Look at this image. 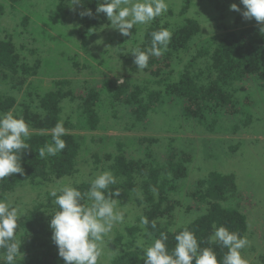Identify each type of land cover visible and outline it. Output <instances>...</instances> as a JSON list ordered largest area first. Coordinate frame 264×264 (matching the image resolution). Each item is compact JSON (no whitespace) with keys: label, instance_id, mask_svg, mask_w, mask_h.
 Instances as JSON below:
<instances>
[{"label":"trees","instance_id":"1","mask_svg":"<svg viewBox=\"0 0 264 264\" xmlns=\"http://www.w3.org/2000/svg\"><path fill=\"white\" fill-rule=\"evenodd\" d=\"M166 1L171 2L168 10L142 25L138 29L139 38L133 41L132 52L137 48L146 51L151 47L153 31L165 28L171 33L167 50L159 57L150 56L148 69L140 77L149 76L150 80L140 79V83H135L138 80L135 78L134 83L128 80L110 82L105 93L103 89L90 88L86 94H79L70 86V77H61L74 73L70 66L77 65L76 55L63 51L61 38L76 36L80 29L84 36L93 37L100 28L109 30L111 22L107 15L96 11L103 0H80L77 5H71L70 0L31 3V13L37 9L35 18L55 30L56 34L43 31L45 40H40L42 43L50 40L51 45L57 43L54 49L41 51L37 39L27 40V35L22 33L21 36L17 33L0 35V113L11 110L14 115L22 116L30 127V137L26 141L30 148L20 159L23 173L0 179V199L11 206H17L10 198L17 191L26 189L32 195L29 203L20 204L23 216L17 222L16 239L21 243L22 256L17 257L15 264H65L52 240L51 215L58 211V206L53 202L55 198L50 195L51 191L47 190L52 185L71 180V186L83 193L104 171H111L117 178V183L110 185L108 191L119 190L120 195L113 197L118 200V206L125 207L134 202L139 207L136 225L140 228L136 227V231L146 234L150 244L161 233H166V247L171 253L176 244L175 235L187 228L195 234L201 248L213 249L219 264L227 249L217 242H209L214 225L225 226L253 242L256 231L250 225L245 207L241 206L245 190L237 175L212 168L204 171L202 177L190 183L191 188L185 191L189 180L192 181L190 178L196 175L197 163L209 157H196L199 149L190 147L194 143H206L205 139L184 136L181 132L218 133L219 140L227 144L222 153L239 151L242 139L248 136L244 134L241 139L238 132L243 126V132L251 130L255 122L253 116L244 115L243 110L258 104L252 91L244 97V85L264 82V31L261 30L264 25L254 18L246 20L242 16L244 6L240 0ZM192 3L197 4L195 13L207 6L206 14L219 33L205 38L207 29L202 20L193 16L194 13L189 15ZM232 4L238 5L240 11H232ZM87 10H91L92 16H81V12ZM5 14L6 8L0 4V19ZM169 15L178 18L173 23L165 22ZM22 19L24 23L29 20L27 17ZM73 24H79L78 29L73 30ZM42 69L54 77L51 87H45L44 77H39ZM72 105L76 108L72 109ZM105 105L108 111L119 107V120L124 128L142 129L143 136L129 145L118 138L114 144L118 152H105L104 170L94 174L92 179L89 178L91 180L80 178L82 160L96 144V141L89 144L83 133L95 132L107 125L105 120L108 118L103 112ZM168 107H172L176 117L167 118L173 111ZM58 121H63L66 129L62 136L66 147L55 156L40 158L38 150L52 142L51 129ZM227 122L230 124L227 129L232 131L230 135H223L219 132L224 130L223 124ZM166 126H171L178 135L170 138L147 134ZM106 137L109 140L114 136ZM92 154L95 165L103 162L97 152ZM181 193L184 194L182 198ZM85 202L90 204V201ZM141 217L148 219L147 226L141 224ZM128 229L131 234L134 232ZM118 241L121 245L123 236L118 237ZM133 244L135 241L119 250L111 263L144 264V249ZM4 253L5 249L0 248V264H6ZM241 254L248 264H264V253L251 258L248 246Z\"/></svg>","mask_w":264,"mask_h":264},{"label":"rangeland","instance_id":"2","mask_svg":"<svg viewBox=\"0 0 264 264\" xmlns=\"http://www.w3.org/2000/svg\"><path fill=\"white\" fill-rule=\"evenodd\" d=\"M36 1L37 0H0V4L4 5L6 8V14L0 19V35L5 36L7 34L17 33L21 36L22 33L24 36L27 35V40L29 39L30 41H33L37 39L41 43L38 45V48H41V51L52 47V49H54L57 43H52L51 45L48 43L50 40L44 41L43 43L41 42L45 40L44 37L46 36V33L56 34V32L51 27L43 24L35 18V12L37 11L36 8L31 13L30 4L33 3L34 5ZM166 3L169 7L171 2L166 1ZM197 10V4L192 3L189 15L194 13L193 16L202 20L203 25L206 26L207 29L205 38L219 33L216 27L212 26L213 22L206 14L208 10L207 6H205L201 12L195 13ZM47 16L50 17V14L47 13ZM25 17L29 18V20L26 19L24 23L22 18ZM185 17L189 16L186 15ZM177 18L178 16L171 17L169 15V18L166 17L165 22L173 23ZM204 18H206V21L203 20ZM69 22L72 23V19H69ZM74 25L75 24H73L72 29L74 30L76 27L78 29L79 24ZM140 27H142V25L134 26L128 36L122 35L112 26L108 27L109 30L106 31H103L101 28L98 29L99 32L94 34V37L89 35L84 36L81 29L80 32H76V36H67V34V38H61L63 42L62 45H64L63 51H70L71 55H76L77 65L73 64L70 66L74 69V73L61 77H66L67 79L71 78L70 86L79 94H86L90 88L97 90L103 89V93H105L109 89L110 82L122 83L125 80H128V82L133 81L134 83V79L137 78L138 80L135 83H140V79H142L141 81L149 79V76H146L147 78H140L145 74L144 71H146L148 67L139 70L134 62L135 58L131 57V55H133L132 49L135 44L133 41L134 39L139 38V36H137V29ZM2 30H6L7 32H3ZM43 31H46V33ZM126 40H128L129 43ZM25 45H27V43H25ZM59 47H61V45ZM68 63V65H70V62ZM41 71L39 77H44L42 80H44L45 87H51L54 77L52 75L48 76V71L46 70L43 71L42 69ZM73 77H75V80H73ZM248 85V87L246 84L244 85L246 87L244 88V97H247L249 92L252 91V95L257 96L258 104L254 105L247 111L246 108L243 110V114H251L254 119L253 121L255 122H253L251 130L246 129L243 132V126L238 132V136L241 139L244 134L248 136L245 140L242 139L241 144L243 145H239V151H236L234 154L222 153L221 150H225V145L227 144L219 140L218 133H206L203 131V128H201L200 131L204 133L198 132L199 130H194L192 133H186L185 130L181 133L184 136H196L203 138L202 140L205 139L206 143L200 141L201 143H194V145L192 144L190 147L199 149V154L196 157H209V159L204 161L201 159L197 163L198 169L196 175L190 178L192 181L189 180L185 191L191 188L190 183L198 181V179L202 177L204 171L206 173L212 168L218 169L217 171L220 172L224 171L225 173L228 172L237 175L240 185H242L245 190L244 202L242 201L241 206L245 207L246 214H249L250 225H252V229L256 231L253 237V242L250 241L247 245L250 249L251 258H255L261 253H264V82L260 83V85L256 83H250ZM250 87L251 90L248 89ZM73 107L74 105H72V109ZM168 109L173 110L172 107H168ZM117 110L121 109L115 107L110 108L108 111L107 106L105 105L103 107V112L106 113L108 118L105 120L107 125L103 127V129L95 132L83 133L86 135L89 144H92L90 142L93 141H96V144L90 147L91 153L82 160V170L79 173L82 176H80V178L92 179L94 174L97 175L102 169L104 170V161L106 160L105 152L108 150L113 153L118 152L114 146L118 138L129 145L133 140L136 141V139L143 136L142 129H125L124 125L119 120L121 112ZM170 112L171 113L167 118L170 119L177 116L174 110ZM229 125L228 122L226 125L223 124V126H225L224 130L219 133L230 135L232 129H227ZM147 134L153 135L154 137L170 138L178 135L176 131L171 129V126H166L164 129H159L155 132L149 131ZM106 136L114 137L108 140V137ZM100 137H103L105 140L101 141ZM176 142L178 143V141H175V143ZM92 152L98 153L101 160H103V167L102 163L95 165V159L91 156L93 155ZM84 160H86V162H84ZM65 184L72 185V181L69 180L58 185H52L47 191L58 190L59 187ZM183 193H181L180 198H182V196L184 197ZM10 198L12 201L16 202L17 207L21 210L20 204L29 203L32 199V195L29 190L24 189L17 191L15 194L11 195ZM24 205H22V207H24ZM190 205L195 209L194 205ZM118 207L125 211V219L122 223L115 224L111 233L104 237V243L102 246L103 252L98 260V264H112L111 259L116 257L119 250L124 249L125 246L127 247L131 245L133 241H135V244H133L134 247H138V241H142L144 247H147L150 244V239L146 234L136 231V227H138L136 225V220H138V217L140 216V210L139 207H136V203L133 202L125 207ZM128 228L133 229L134 232L131 234V230ZM120 236H123V242L121 245L118 241V237ZM144 247L141 248L144 249ZM253 248H256V250Z\"/></svg>","mask_w":264,"mask_h":264},{"label":"clouds","instance_id":"3","mask_svg":"<svg viewBox=\"0 0 264 264\" xmlns=\"http://www.w3.org/2000/svg\"><path fill=\"white\" fill-rule=\"evenodd\" d=\"M79 3L80 0H70L71 5ZM240 3L244 6L242 16L246 20L254 18L264 25V0H240ZM167 10L166 0H103L96 9L97 13L106 14L111 26L124 36L130 35L134 26L148 24ZM231 10L240 11V8L232 4ZM81 16H92V12H81ZM261 30L264 31V28ZM151 36L149 49L144 51L137 48L132 52L139 70L148 66L150 56H161L171 39L170 31L165 28L153 31ZM51 133L52 142L45 143L38 150L40 158L55 156L66 147L62 139L66 134L63 121H58ZM29 137L30 127L22 116L14 115L11 110L0 113V179L23 173L20 159L21 154L30 148L26 143ZM116 183L115 175L111 171H104L91 181L86 192L82 193L68 184L50 192L55 198L54 204L58 206V211L51 215L52 240L65 264H98L104 237L111 233L115 224L125 219V211L118 207V200L113 198L120 195L119 190L108 191L109 186ZM22 216L19 207L0 199V248L5 249L3 260L6 264H15L17 257L22 256L21 243L16 239L17 222ZM148 223L146 217H141V224L147 226ZM152 227H156L155 221ZM167 240V234L161 233L147 247L142 241L137 242L138 247H144V264H193V260L195 264H218L213 249L201 248L195 234L187 228L175 235L176 244L171 253L166 247ZM209 242H217L227 249L219 264H248L241 254L249 243L247 237L225 226L214 225Z\"/></svg>","mask_w":264,"mask_h":264}]
</instances>
